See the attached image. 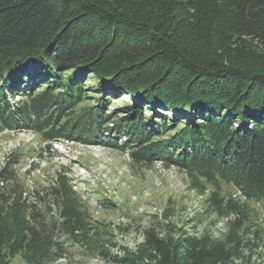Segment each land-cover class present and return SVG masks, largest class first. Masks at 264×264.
Returning <instances> with one entry per match:
<instances>
[{
	"label": "trees",
	"instance_id": "obj_1",
	"mask_svg": "<svg viewBox=\"0 0 264 264\" xmlns=\"http://www.w3.org/2000/svg\"><path fill=\"white\" fill-rule=\"evenodd\" d=\"M2 130L176 165L200 192L210 184L211 210L231 218L218 237L149 227L131 251L66 175L27 188L11 154L0 163V264H57L68 242L111 264H264V230L217 191L264 199V0H0Z\"/></svg>",
	"mask_w": 264,
	"mask_h": 264
},
{
	"label": "rangeland",
	"instance_id": "obj_2",
	"mask_svg": "<svg viewBox=\"0 0 264 264\" xmlns=\"http://www.w3.org/2000/svg\"><path fill=\"white\" fill-rule=\"evenodd\" d=\"M175 31L188 40H196L182 27L177 26ZM88 84L94 83L89 79ZM124 98L128 100L127 96L117 98L112 108L121 105ZM18 99L20 97L14 101ZM83 105L85 102L72 112L77 114ZM11 154L18 155L15 169L27 188L49 184L58 173L66 175L91 217L108 226L118 246L131 251L141 241L143 230L149 227L162 233L199 235L207 232L218 237L225 232L226 222L231 218V215L221 217L211 210L207 198L213 187L203 179L200 192L190 185L186 172L178 166H165L160 160L150 165L132 163L128 150L113 145L67 139L47 143L32 130H2L0 163ZM217 191L220 197L244 202L249 212L247 225L264 230V199L245 200L233 185L222 182ZM105 201L109 202L108 206ZM117 251L112 249L114 253ZM56 263L111 264L69 242L66 257ZM9 264L26 263L17 255Z\"/></svg>",
	"mask_w": 264,
	"mask_h": 264
}]
</instances>
